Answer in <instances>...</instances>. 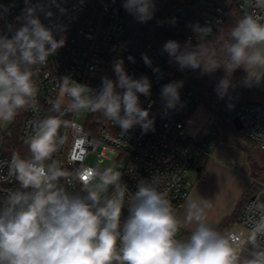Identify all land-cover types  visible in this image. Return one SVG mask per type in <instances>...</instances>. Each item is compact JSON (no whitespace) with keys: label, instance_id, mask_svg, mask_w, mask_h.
Returning a JSON list of instances; mask_svg holds the SVG:
<instances>
[{"label":"clouds","instance_id":"obj_1","mask_svg":"<svg viewBox=\"0 0 264 264\" xmlns=\"http://www.w3.org/2000/svg\"><path fill=\"white\" fill-rule=\"evenodd\" d=\"M256 4L264 9V0ZM24 5L16 17L19 27L10 23L6 27L11 36L0 34V121H11L20 110L38 112L37 70L66 41L62 35L56 38L66 25L57 20L46 26L40 18L43 13L51 21L53 7L66 14L61 0H24ZM122 7L143 23L153 18L155 0H124ZM192 31L195 44L191 39L183 45L169 40L164 50L181 70L199 69L204 75L223 68L225 76L216 88L221 98L235 87L231 75L238 68L247 72L245 86L264 80V22L259 15L245 14L237 20L219 49L206 39L211 27L197 23ZM143 60L150 65L146 55ZM113 68L116 79L101 77L98 90L67 75L60 78L59 94L49 101L55 115L34 121L24 140L29 155L13 153L7 162L8 174L20 189L11 190L0 204V264H264V246L258 243L264 240V201L249 206L250 234L244 239L235 232L218 231L207 218L209 200L201 196L187 197L186 212L178 217L153 176L141 180L131 193L122 223L129 191L121 173L111 167L68 169L53 159L67 130H80L74 121L64 119L68 113H100L119 126L122 136L137 125L142 133L155 130L154 119L149 118L151 102L148 109L141 107L138 95H151L149 78L130 76L122 59ZM181 86L182 82L163 86L168 109L179 102ZM76 185L79 191H69ZM181 228H189L185 238L178 235ZM246 245L248 255L241 259Z\"/></svg>","mask_w":264,"mask_h":264},{"label":"built area","instance_id":"obj_2","mask_svg":"<svg viewBox=\"0 0 264 264\" xmlns=\"http://www.w3.org/2000/svg\"><path fill=\"white\" fill-rule=\"evenodd\" d=\"M123 3L124 0H84L83 4L80 0H61L62 6L67 10L66 14L61 15L55 7L51 9L54 13L51 21L43 13L40 14L46 26H51L57 20L66 25L65 32L56 34L57 39L62 35L66 37V41L56 54L49 57L48 63L37 70L34 79L37 85L38 112H33L31 108L18 111V116H22L18 138L24 143L25 138L31 134L34 121L55 115L50 110L49 101L59 94L60 78L67 75L82 84H95L94 89H97L106 69L117 60L119 54L127 60L128 57L133 58L134 62L129 60L132 64L127 65L125 70L135 79L142 76L149 78L151 95H138L141 107L148 109L151 102L149 118L154 119L155 130L142 133L141 127L137 125L122 136L119 126L105 119L104 126L95 135H89L84 125L75 121V114L68 113L64 119L74 121L80 130H67L65 143L53 156V159L62 162L68 169L96 168L85 164L86 157L96 151L99 162L107 160L119 165L125 161L123 169L118 171L129 191L125 195L122 223L128 216L127 203L131 193H135L141 180H151L153 176L159 180V190L167 193V198L177 213L192 185L188 178L189 171L199 168L201 155L210 156L207 148L212 147L211 138L218 136L216 131L206 127H202L196 135H190L186 131V114L194 111L201 103L192 88L182 84L178 89L179 102L172 109L166 107V100L161 95L162 88L166 84L178 82L172 78L173 62L137 33L131 14L126 12L125 17ZM24 6V0H0V34L11 36L6 27L10 23L19 27L16 17L21 14ZM162 7L168 8L172 22L180 26L179 33L187 41H196L193 25L199 23L201 26L213 27L221 24L228 16L222 0H168ZM238 8L242 15L254 13L264 22V9L257 6L256 0H239ZM145 55L151 62L150 65L145 64ZM154 69H159V72ZM112 76L116 78L114 71ZM251 87L257 88L258 85ZM219 112L229 116V119L237 117L245 137L264 153V105L248 102L241 92L236 91L219 108ZM4 134L1 135V140ZM61 134H65L64 129H61ZM1 152L2 150L0 204L11 190H19L15 178L8 174L7 162L12 156ZM251 185L253 191L239 213L237 223L240 230L229 228L222 233L235 232L244 239L249 236V206L258 199L264 201V182H252ZM79 189L80 186L76 185L75 189L69 188V191ZM111 191L112 189L109 190ZM178 235L186 237L182 229ZM258 243L264 246V240ZM249 247L246 245L242 250L241 259L248 255Z\"/></svg>","mask_w":264,"mask_h":264},{"label":"rangeland","instance_id":"obj_3","mask_svg":"<svg viewBox=\"0 0 264 264\" xmlns=\"http://www.w3.org/2000/svg\"><path fill=\"white\" fill-rule=\"evenodd\" d=\"M248 70L250 72L257 71L255 68H249ZM246 75L247 72L244 69L239 78L240 83L243 85ZM89 86L95 88V84ZM257 89L264 92V80L258 84ZM212 108H217L216 104H213ZM90 114L91 112L88 111L76 113L75 121L84 125ZM18 115L17 112L11 121L0 122V151L2 150V152H5V149L1 135L11 128ZM217 120L218 115L206 105L200 103L192 112L186 125V131L192 135L201 127H206L211 131H216L220 136V139L214 140V148L211 150L212 154L209 156V161L206 164L199 163L200 173L194 169L188 173L191 187L193 186L194 189L190 196L194 199L201 196L209 200L210 207L207 210V218L211 224H215L214 226L219 225L222 219L231 214L236 201L241 195L239 194L240 191L245 189L244 187L249 184L251 179L254 183L264 182V153L246 139L242 130L237 131L228 121L225 127L219 122L214 125ZM96 154L97 151L89 154L85 159V164L100 170L111 167L117 172L121 171L125 165V161H122L119 165L107 160L99 162ZM231 229L240 230V226L236 223Z\"/></svg>","mask_w":264,"mask_h":264},{"label":"trees","instance_id":"obj_4","mask_svg":"<svg viewBox=\"0 0 264 264\" xmlns=\"http://www.w3.org/2000/svg\"><path fill=\"white\" fill-rule=\"evenodd\" d=\"M238 1L239 0H222L228 11V16L221 24L211 27L212 33L209 37L206 38L208 40H211L218 49L222 41L228 38L231 27L235 25L237 20L243 17L238 8ZM165 2H168V0H155L153 18L146 22H140L134 15H131V17L133 19V26L137 33L147 42H150L162 54L172 60V78L178 82H182L183 85L192 88L198 94L200 102L218 115L217 123L219 122L224 127L226 126L227 121L231 125L232 122L231 119H226L225 116L219 112V108L229 101L234 92H241L243 98L248 102L264 105V92L259 91L257 88L248 87L240 83L239 78L244 68H238L232 73L231 80L235 87L230 88L228 94H226L223 98H221L216 91L218 80L225 76V71L223 68L218 69L212 74L204 75H201L199 69H180L178 63H176L164 50V45L169 40H176L183 45L187 40L179 33L180 26L172 22L169 16L168 8L162 7V4ZM196 42L197 41H192L193 44H195ZM119 59H122L124 61V68L127 65L132 64L129 60L125 59L122 54L118 55L117 60ZM114 62L106 69L105 72V76L113 80L116 79L112 76V71H114ZM100 86L101 84H98L97 90L100 88ZM213 104H216L217 108L213 109ZM192 112L193 111H190L186 114L185 121H188ZM21 123L22 116H18L15 123L4 134L3 144L5 153L8 155L12 156L13 153L17 152L22 157L29 155L27 145L22 143L18 138V131ZM104 123L105 118H103L102 114L91 113L87 119L86 124H84V128L89 135H95L96 132L104 126ZM218 139H220V136H216L210 142L212 147L207 148V153L209 155L212 154L211 150L214 148V140L216 141ZM209 158V156L201 155L199 157V160L200 162L206 164L209 161ZM17 185L20 189L18 182ZM252 191L253 186L251 185L239 198L231 214L228 217L224 218L219 223V225L215 227L218 231H222L226 228H232V226L238 222L240 210ZM184 234L187 235V233L185 232Z\"/></svg>","mask_w":264,"mask_h":264},{"label":"crops","instance_id":"obj_5","mask_svg":"<svg viewBox=\"0 0 264 264\" xmlns=\"http://www.w3.org/2000/svg\"><path fill=\"white\" fill-rule=\"evenodd\" d=\"M189 120V119H188ZM188 122V121H187ZM187 122H186V125H187ZM202 128V127H201ZM200 128V129H201ZM199 129V130H200ZM199 130L195 133V134H193V135H196L198 132H199ZM188 132V131H187ZM190 134V133H189ZM190 135H192V134H190ZM194 170H196L197 172H199L200 173V169L199 168H197V169H194ZM251 184H252V179L250 180V182H249V184L248 185H246V187H244L245 189H243V190H241L240 191V193L239 194H241L240 195V197L242 196V194L249 188V186H251ZM193 187V186H192ZM191 187V189L189 190V194H188V196L187 197H189L191 194H192V191L194 190L193 188ZM239 197V198H240ZM239 200V199H238ZM238 200L236 201V203L238 202ZM236 203H235V205H236ZM186 206H187V199L184 201V203H183V206H182V208L176 213V215L178 216V217H180V218H182L183 216H184V214H185V212H186ZM235 207V206H234ZM233 207V208H234ZM232 211H233V209H232ZM223 220V219H222ZM221 220V221H222ZM220 221V222H221ZM219 222V223H220ZM213 225V224H212ZM215 225V224H214ZM213 225V226H214ZM217 226V225H216ZM216 226H214V227H216ZM182 229V231L183 232H185V233H187L188 231H189V228H181Z\"/></svg>","mask_w":264,"mask_h":264},{"label":"water","instance_id":"obj_6","mask_svg":"<svg viewBox=\"0 0 264 264\" xmlns=\"http://www.w3.org/2000/svg\"><path fill=\"white\" fill-rule=\"evenodd\" d=\"M226 119H229V116H225ZM232 125L234 126V128L237 131H240L243 129L241 122L239 121V119L237 117H233L231 119Z\"/></svg>","mask_w":264,"mask_h":264}]
</instances>
